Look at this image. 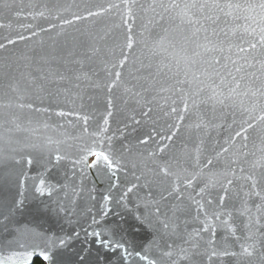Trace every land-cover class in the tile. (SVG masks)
<instances>
[{"label":"snow or ice","instance_id":"snow-or-ice-1","mask_svg":"<svg viewBox=\"0 0 264 264\" xmlns=\"http://www.w3.org/2000/svg\"><path fill=\"white\" fill-rule=\"evenodd\" d=\"M0 7L11 11L13 4L2 0ZM29 7L36 9L33 19L47 21L60 5ZM84 13L74 12L70 19L57 15L59 25L37 28L42 33L60 28L57 36H61L66 34L64 26L78 21L103 18L105 22L63 42L47 46L41 42L39 48L19 55H0V185L26 186L28 177L21 165L33 164L26 149L36 145L16 134L37 129L26 127L25 121L33 124L32 116L40 112L75 116L81 143L72 159L73 175L78 166L81 176L85 168L94 169L108 184L99 202V219L91 217V230H84L82 246L71 255L65 250L79 232L52 237L17 226L12 239L0 240V264H35L37 258L43 264H218L225 258L228 264H264V129L258 123L264 122V114L243 120L211 159L202 158L199 145L186 152L183 161L169 156L189 116L196 117L191 127L199 130L208 127L218 111L243 108L245 99L264 112V0H105L85 3ZM144 16L163 33L151 44L137 39L136 21ZM7 27L10 24L0 23V28ZM29 39L21 33L15 38L5 35L0 38V53ZM141 43L142 56L130 61ZM95 62L103 65V78L92 70ZM85 89L106 94L105 114L94 128L88 114L61 106V98L65 105L82 101ZM123 97L135 100L143 118L151 119L156 110L175 118L167 131L153 128L138 138L137 145L152 141L156 146L131 159L133 146L121 140L124 130L117 135L109 123L115 101ZM45 100L48 105L41 107ZM130 119L141 123L134 116ZM42 126L49 127L46 122ZM44 143L57 145L50 149L57 164L68 159L60 141L47 137ZM222 161L224 170L214 172ZM129 166L135 182L115 198L111 193L121 188L119 173H127ZM237 181L242 182L243 198L239 207L229 208L227 201L239 196V192L233 195ZM44 184L40 180L35 187L41 196ZM140 189H146L147 196L133 201L130 194ZM53 190H48L49 196ZM82 191L73 187L74 196ZM94 192L95 185L89 189V199H96ZM113 203L125 214L113 212ZM24 209L23 191L18 198L0 200V227L7 230ZM57 211L70 209L58 205ZM110 216L119 219L109 222ZM141 233L147 234L143 242L134 238Z\"/></svg>","mask_w":264,"mask_h":264},{"label":"water","instance_id":"water-1","mask_svg":"<svg viewBox=\"0 0 264 264\" xmlns=\"http://www.w3.org/2000/svg\"><path fill=\"white\" fill-rule=\"evenodd\" d=\"M2 2V0H0ZM13 4V9L9 11L3 7H0V23L10 24V27L0 28V38L5 35H11L15 38L17 33L24 34L30 37L27 42H21L15 47L9 46L7 53H0V55H19L21 52L29 51L33 48H39L41 42L45 46L52 45L55 42H63L64 39H71L73 36H79L83 32H88L100 27L105 21L103 18H98L93 21L92 19L76 22L72 27L66 28V34L57 36V32L60 28L53 29L48 33L39 32L37 25H41L45 28L51 24H60V21L55 17L62 15L65 18H72V13H79L84 15V5L89 4H103L105 0H8ZM44 3H57L60 5L58 10H53L52 17L49 20H43L40 18L33 19L36 9L29 7L30 4L41 5ZM31 25L30 29L28 26ZM37 31L36 36H32L31 32ZM135 31L137 33V39L141 41H147L151 44L159 35H163L161 28L156 23H149L147 16L137 19L135 25ZM142 33V36L140 35ZM144 51L143 43L136 47L130 56V61L137 57L142 56ZM92 70L97 72L101 78L104 77L103 65L99 62H95L92 66ZM93 97V98H90ZM105 97L103 92H95L91 89H85L83 93V100H77L75 105H65L63 98H61L62 107H74L76 110L82 111L90 116L89 124L92 128L95 127L97 122L101 121V117L105 114ZM117 97H120V93L117 92ZM126 101V102H125ZM38 103V102H37ZM49 101L45 100L44 105L46 107ZM81 104L83 108L81 109ZM116 110L113 117L110 118V128L113 132L119 135V130L123 129L125 136L121 138L124 143L133 146V158L139 152L145 150H152L155 148V143L150 141L148 145H137V139L143 138L144 135L150 133L153 128L157 132L167 131V125L175 122L174 117H166L159 110L154 111L151 114V119L143 118L141 116V108L130 97L118 98L115 101ZM247 108L248 111H244ZM53 109L59 110L53 104ZM264 114L261 111L260 106L254 107V102L245 99L244 107H237L235 109L225 108L222 111L216 113L215 119L208 127H202L196 130L191 125L196 121L195 116H189L183 122L180 132L174 141L169 156H177L182 161L185 158L186 152H191L194 145H199L201 148L202 158H213L215 152L219 150L221 145H224L226 140H229L234 136L235 131L239 130V126L243 120L249 118V115L259 116ZM135 117L140 120L139 125L133 124L131 117ZM33 124L28 125L25 121V126L36 128L35 132H20L16 136L21 141L27 138L31 144H35L36 147H27L26 152L31 153L33 157V164L28 165L22 163L21 167L27 174L26 186L24 189H20L15 183L0 185V200H10L12 198H18L20 191L24 192L25 196V209L23 213H17L13 223L5 228L0 227V240H10L13 236V229L17 226H28L34 228L38 232H42L52 237H65L73 236L75 232H79V238H74L70 247L65 250L66 255H71L73 250L79 249L85 240L84 230H91L88 226L91 222V217L96 216L99 219V202H101L102 196L106 194L108 184L106 181L101 182L96 174V171L84 169V176H81L79 166L73 175L72 159L76 156L77 146L81 143L77 137L80 136V127L76 122L75 116L69 118L57 117L54 112L50 113H36L32 116ZM39 121L40 123H35ZM47 123L49 127L43 128V123ZM261 129H264V122H258ZM128 127L125 129L124 125ZM62 125V126H58ZM50 137L53 141H60L59 147L67 153L68 159L60 161L58 164L50 158V149L54 150L57 145L51 144L45 146V138ZM121 141H117V147ZM236 147H239V138L236 139ZM89 163L91 160L88 161ZM223 161L217 164L213 168L214 172L223 171ZM207 172V169H205ZM121 177V188L113 190L111 193L115 198H119L121 191L135 182L132 175L131 167L127 173H119ZM214 179V178H213ZM40 180H44L45 193L41 196L35 191V187L39 186ZM83 181V184H81ZM241 181H237V189L234 191L239 192V196L235 199L227 201L229 208L235 204L239 207L241 199L243 198V191L239 189ZM95 185L96 197L95 200L89 199V189ZM73 187L83 188V191L79 196H74ZM52 195H48V190H52ZM147 196L146 189H140L134 194H130L133 201L137 198H145ZM254 199V198H253ZM73 200L75 203L73 204ZM58 205L70 209L69 212H58ZM249 206H252L251 200ZM113 212H119L124 215V209L115 203L111 205ZM91 209V213H89ZM39 210V211H37ZM109 222L119 219L116 216H110ZM134 238L143 242L147 238L146 233H141L138 237L134 235ZM218 264H228L227 258L219 261ZM234 264V262H233Z\"/></svg>","mask_w":264,"mask_h":264},{"label":"trees","instance_id":"trees-1","mask_svg":"<svg viewBox=\"0 0 264 264\" xmlns=\"http://www.w3.org/2000/svg\"><path fill=\"white\" fill-rule=\"evenodd\" d=\"M35 264H43V262H42L40 259L37 258V259L35 260Z\"/></svg>","mask_w":264,"mask_h":264}]
</instances>
